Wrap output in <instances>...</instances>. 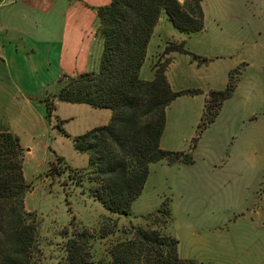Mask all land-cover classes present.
<instances>
[{"label": "rangeland", "instance_id": "obj_1", "mask_svg": "<svg viewBox=\"0 0 264 264\" xmlns=\"http://www.w3.org/2000/svg\"><path fill=\"white\" fill-rule=\"evenodd\" d=\"M202 4L204 28L190 34L178 31L161 13L140 77L151 80L152 67L159 60L166 65L172 89L202 90L201 94L182 95L168 105L163 144L168 150H188L199 134L192 157L199 145L211 147L212 204L185 213L190 227L189 221L184 224L185 214L171 207V195L158 205L168 188L156 187L148 194L146 214L132 217L130 211L126 217L111 213L92 196L95 183L89 179L88 156L78 152L73 142L91 127L108 123L110 110L55 100V110L48 118L42 103L26 113L5 108L0 127L12 120L11 132L23 147V172L30 186L24 206L35 211L39 221L33 264H67L66 241L74 228L82 227L93 236L91 264H107L109 248L130 238L132 226L157 229L178 239V256L200 264H264V81L256 77L260 69L264 71V0H203ZM168 44L184 47L201 59L177 51L162 54ZM228 69H236V88L215 121L199 133L207 93L225 88ZM58 86L56 80H50L47 88L51 92L46 97L55 94ZM0 98L5 105L13 104ZM57 119L65 121L63 129L68 135L56 127ZM56 170L60 173L54 174ZM236 170L244 172L232 178L231 171ZM160 171L163 173L162 167H155L152 178ZM102 225L105 231L112 230L105 237L100 236Z\"/></svg>", "mask_w": 264, "mask_h": 264}, {"label": "trees", "instance_id": "obj_2", "mask_svg": "<svg viewBox=\"0 0 264 264\" xmlns=\"http://www.w3.org/2000/svg\"><path fill=\"white\" fill-rule=\"evenodd\" d=\"M202 3L203 0H110L107 5L97 7L103 39L98 71L71 77L63 74L58 78V92L43 99L48 118L55 110V100L110 110L108 123L75 136L73 142L78 152L88 156L89 179L95 183L92 196L111 213L130 215V206L144 188L151 163L161 160L193 163L191 152L199 134L192 139L188 150L181 151L162 148L160 139L168 105L182 95L193 96L202 90L172 89L166 77V65L159 60L152 67L151 80L142 79L140 69L161 13L166 14L178 31L190 34L204 28ZM173 51L201 59L184 47L171 44L162 54ZM235 71L228 72L224 89L208 91L199 133L215 121L223 102L232 96L238 79L233 77ZM64 122L57 119L56 127L68 135L63 129ZM23 156L19 137L8 126H1L0 264H33L36 254L39 221L37 213L24 206L30 186L24 177ZM52 168L50 164L49 170ZM59 173V170L54 172ZM164 214L167 216L168 212ZM132 229L130 238L111 245V260L107 264H200L178 256V239L157 229L140 226ZM100 230L101 237L112 232L105 231L103 225ZM92 238L87 227L74 228L65 244L66 263L91 264Z\"/></svg>", "mask_w": 264, "mask_h": 264}, {"label": "crops", "instance_id": "obj_3", "mask_svg": "<svg viewBox=\"0 0 264 264\" xmlns=\"http://www.w3.org/2000/svg\"><path fill=\"white\" fill-rule=\"evenodd\" d=\"M109 2L0 0V97L13 101L12 105H5L0 100V115L3 116V111L9 107L26 113L27 109L38 108L40 103L45 105L43 99L51 92L47 88L48 82L52 79L58 82L63 74L75 76L97 71L103 39L96 8ZM263 63L264 58L261 67ZM256 77L264 81L263 69ZM6 123L11 130L12 120ZM165 131L166 128L160 139V146L164 149ZM210 148L205 144L199 145L196 153L193 152L191 164L175 162L170 165L166 160L151 163L144 188L130 206L132 217L147 213L148 194L156 187L168 188L162 192L158 205L164 197L171 195V207L184 214L204 209L202 205H211L215 183ZM157 166L163 168V173L160 171L153 179V170ZM243 172L231 171L230 176L236 178ZM183 221L187 225L186 214ZM190 225L192 227L191 222Z\"/></svg>", "mask_w": 264, "mask_h": 264}, {"label": "water", "instance_id": "obj_4", "mask_svg": "<svg viewBox=\"0 0 264 264\" xmlns=\"http://www.w3.org/2000/svg\"><path fill=\"white\" fill-rule=\"evenodd\" d=\"M123 216H126V215H123Z\"/></svg>", "mask_w": 264, "mask_h": 264}]
</instances>
